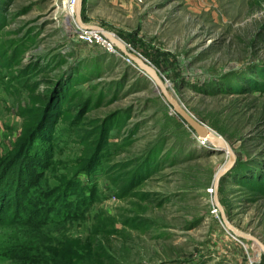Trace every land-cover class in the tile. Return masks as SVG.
Masks as SVG:
<instances>
[{
    "label": "rangeland",
    "instance_id": "1",
    "mask_svg": "<svg viewBox=\"0 0 264 264\" xmlns=\"http://www.w3.org/2000/svg\"><path fill=\"white\" fill-rule=\"evenodd\" d=\"M68 2L0 0V264H264L215 211L228 154L108 39L82 38ZM80 14L155 66L236 159L264 147V78L249 93L194 89L264 64V0H83ZM11 184L37 200L40 226L9 220ZM261 190L217 194L228 221L264 242Z\"/></svg>",
    "mask_w": 264,
    "mask_h": 264
},
{
    "label": "trees",
    "instance_id": "2",
    "mask_svg": "<svg viewBox=\"0 0 264 264\" xmlns=\"http://www.w3.org/2000/svg\"><path fill=\"white\" fill-rule=\"evenodd\" d=\"M262 78H264V64H254L241 72H227L217 77V79H213V82H206V85H213L214 88L212 90H202V88L194 89L201 94H211L212 96H216L219 93H249L258 85L260 79ZM230 116L231 114H229V117ZM214 125L212 126L215 128ZM255 127L258 129V133L256 134V136L258 137L260 143L264 142L263 109L258 113V117L255 121ZM238 133L239 132L237 130L230 132L231 136L234 138L240 137V134ZM247 139L249 140V138ZM245 140L246 138L244 139V141ZM244 150V156L237 157L230 170L227 171L225 175L220 177L218 184L220 192L223 191V186L226 183H231V185H240L242 187L248 186L253 191L257 190L260 187L264 189V147L258 150V152H254L251 145L250 148ZM33 175L35 174H32V176ZM10 189H13V196L15 199L13 204L15 207L12 205H10V207L12 208L9 207V209L11 210V217L9 218V220L15 222L21 221V224L27 227L40 226L41 221L40 216L38 215H41V210L37 207V205L34 204L37 202V200L32 198L30 191L25 190V192L21 194L19 188L14 184L10 185L7 192L10 191ZM259 193H264V190H261ZM0 198V200L3 201L5 199V194H3ZM28 198H32L31 204L27 201ZM61 206H65V204L62 202L59 206H57V208L55 209L56 215L61 212ZM74 211L75 210L73 209L72 211L64 214V218L66 215V220L73 218L76 215L74 214ZM60 216L63 219V216Z\"/></svg>",
    "mask_w": 264,
    "mask_h": 264
},
{
    "label": "water",
    "instance_id": "3",
    "mask_svg": "<svg viewBox=\"0 0 264 264\" xmlns=\"http://www.w3.org/2000/svg\"><path fill=\"white\" fill-rule=\"evenodd\" d=\"M82 1L83 0H75L72 5L73 17L78 27V31H93L95 33H100L102 36L108 39V41L112 43L121 52V54H123V56L131 60L132 63L136 65L140 71H142L146 74V76L149 77V79L153 83L154 91L160 96H162V98L165 100L168 106H170L172 111L177 116H179V118L187 126L193 129V131L196 133L197 137L201 141L207 142L215 149L222 150L228 154L227 160L214 175L213 186L215 188V192L212 196L213 203L219 208L220 216L227 229L230 230L235 236L247 239L255 243L260 249L261 253L264 255V242L261 241L258 237L249 233L242 232L236 227H234L225 216L224 210L218 199L217 187L219 179L232 167L236 160V154L230 144L226 141L223 136H221L218 132L208 126L204 121L199 119L184 105V103L169 88L167 82L155 66L148 62L139 53L131 49L123 40H121L111 31L106 30L102 26L84 22L80 14L82 8Z\"/></svg>",
    "mask_w": 264,
    "mask_h": 264
},
{
    "label": "built area",
    "instance_id": "4",
    "mask_svg": "<svg viewBox=\"0 0 264 264\" xmlns=\"http://www.w3.org/2000/svg\"><path fill=\"white\" fill-rule=\"evenodd\" d=\"M74 1H75V0H69V2H68L69 7L73 5ZM93 33H95V32H93ZM89 34H91L90 31L83 32V33H81V37L83 38L84 36H87V35H89ZM95 34H96V33H95ZM111 45H112V43H111ZM110 47H111V46H110Z\"/></svg>",
    "mask_w": 264,
    "mask_h": 264
},
{
    "label": "bare ground",
    "instance_id": "5",
    "mask_svg": "<svg viewBox=\"0 0 264 264\" xmlns=\"http://www.w3.org/2000/svg\"><path fill=\"white\" fill-rule=\"evenodd\" d=\"M70 8L72 9V6H70ZM73 11V10H72ZM214 187V186H213ZM212 189V188H211ZM213 191V190H212ZM215 211L216 213L219 212V208L215 205ZM218 214V213H217Z\"/></svg>",
    "mask_w": 264,
    "mask_h": 264
}]
</instances>
